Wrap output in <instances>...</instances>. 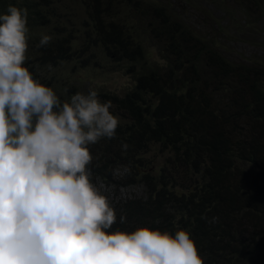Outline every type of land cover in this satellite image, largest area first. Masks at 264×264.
<instances>
[{"label": "trees", "instance_id": "1", "mask_svg": "<svg viewBox=\"0 0 264 264\" xmlns=\"http://www.w3.org/2000/svg\"><path fill=\"white\" fill-rule=\"evenodd\" d=\"M64 1L73 3L0 0V14L10 5L28 10L25 66L61 100L96 90L112 102L116 137L90 146L89 168L106 187L142 189L109 200L113 230L185 229L204 264H264V64L230 59L150 0H84L82 19ZM235 5L264 22V0H221L213 9L231 21ZM43 34L53 39L38 48ZM114 72L132 85L104 91L88 80Z\"/></svg>", "mask_w": 264, "mask_h": 264}, {"label": "clouds", "instance_id": "2", "mask_svg": "<svg viewBox=\"0 0 264 264\" xmlns=\"http://www.w3.org/2000/svg\"><path fill=\"white\" fill-rule=\"evenodd\" d=\"M27 24L26 8L0 14V264H204L188 230H113L90 146L114 139L120 120L96 90L61 100L33 76ZM52 39L43 34L37 47Z\"/></svg>", "mask_w": 264, "mask_h": 264}, {"label": "rangeland", "instance_id": "3", "mask_svg": "<svg viewBox=\"0 0 264 264\" xmlns=\"http://www.w3.org/2000/svg\"><path fill=\"white\" fill-rule=\"evenodd\" d=\"M139 0H132L136 2ZM152 3L163 6L176 20L182 22L190 31L198 33L202 37L212 38L218 45L222 53L227 51L228 57L232 60H244L246 61L250 57L254 60L261 61L264 64V22L254 13L251 8H248L247 16L236 12L237 7L234 6V13L231 17V21L222 13H219L213 9V5L221 0H150ZM227 0H224L226 2ZM87 2L84 0H73V3L68 4L66 11L62 9L65 14L68 13L71 16H77L79 19L85 17L84 7ZM231 4V2H230ZM217 4L216 6H218ZM52 11V7L50 9ZM61 11H59L60 13ZM39 20H42L39 18ZM133 24L136 23L132 20ZM217 24V25H215ZM237 27V29L234 28ZM227 30V31H223ZM150 44V42H147ZM154 51V49H153ZM100 63L103 64V61ZM76 78H82L84 73L76 70ZM99 73V74H98ZM101 74V70L96 73ZM88 80H93L97 85L96 87L102 90H108L113 92H120L123 89H127L132 85L130 77L123 75L120 72H114L110 75L94 76ZM87 78L84 79L85 86L83 92L88 88ZM102 86V87H101ZM94 88V84H93ZM92 182L98 187L102 194L106 195L109 200L120 194L116 199L122 198L124 195H133L138 198L141 197L142 190L138 187H131L123 190L118 189L115 186L106 187L97 177L92 175ZM117 192V194H113Z\"/></svg>", "mask_w": 264, "mask_h": 264}]
</instances>
